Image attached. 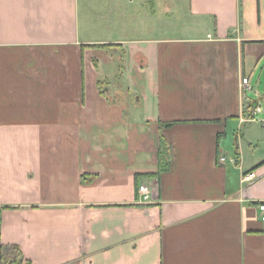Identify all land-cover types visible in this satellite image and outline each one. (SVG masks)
<instances>
[{"label":"crops","instance_id":"1","mask_svg":"<svg viewBox=\"0 0 264 264\" xmlns=\"http://www.w3.org/2000/svg\"><path fill=\"white\" fill-rule=\"evenodd\" d=\"M128 1L0 0V264H264V0Z\"/></svg>","mask_w":264,"mask_h":264},{"label":"built area","instance_id":"2","mask_svg":"<svg viewBox=\"0 0 264 264\" xmlns=\"http://www.w3.org/2000/svg\"><path fill=\"white\" fill-rule=\"evenodd\" d=\"M240 86H241L242 90H244V91L247 90V89H250L249 79L246 78V77L242 78ZM249 111H250L251 114H254L256 112L262 111V108L260 106H255L254 108L249 109ZM246 120H248V121L254 120V116H250V117L246 118ZM260 122L262 123V125H264V119L260 120ZM263 155H264V152H263ZM255 178H256V174H255L254 171L247 172L243 176V180L247 181V182H251ZM137 193H138L140 201L148 202L150 200L151 191H150V188L148 187V185H146L145 183H140L138 185ZM257 208L260 211V219L262 221H264V202L259 203Z\"/></svg>","mask_w":264,"mask_h":264},{"label":"rangeland","instance_id":"3","mask_svg":"<svg viewBox=\"0 0 264 264\" xmlns=\"http://www.w3.org/2000/svg\"><path fill=\"white\" fill-rule=\"evenodd\" d=\"M128 0H123V11L124 13L125 12H129L135 5V3H133L131 6H129V4H126L125 2H127ZM175 0V3L176 4H172L171 7H172V10H176L177 7L181 8L183 7V3L185 2V0ZM129 2V1H128ZM160 22V20H159ZM262 107L264 108V105L262 103ZM258 118V117H257ZM257 125H261L259 122H256ZM264 150V140L263 139H257L253 142V147L249 148V145H246V150H245V153L248 155V154H251L253 157H262V151Z\"/></svg>","mask_w":264,"mask_h":264},{"label":"trees","instance_id":"4","mask_svg":"<svg viewBox=\"0 0 264 264\" xmlns=\"http://www.w3.org/2000/svg\"><path fill=\"white\" fill-rule=\"evenodd\" d=\"M255 105H251L254 108ZM18 248L15 245L3 246L1 248V257L4 263H14L18 258Z\"/></svg>","mask_w":264,"mask_h":264}]
</instances>
